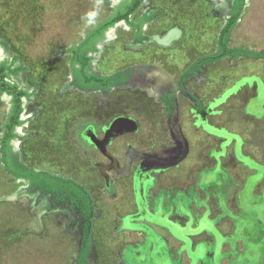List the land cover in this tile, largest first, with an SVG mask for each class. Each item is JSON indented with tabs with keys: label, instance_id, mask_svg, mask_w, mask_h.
Here are the masks:
<instances>
[{
	"label": "rangeland",
	"instance_id": "obj_1",
	"mask_svg": "<svg viewBox=\"0 0 264 264\" xmlns=\"http://www.w3.org/2000/svg\"><path fill=\"white\" fill-rule=\"evenodd\" d=\"M155 1L164 9L158 15L160 18L156 17L153 20L146 32L147 35L158 32L164 35L170 26L173 28L174 25L181 24L185 30V39L181 42L180 37L171 46H161L152 40L133 47L129 43L134 38V31L120 22L109 32L110 37L101 43L102 51L95 64L98 72L109 74L129 67L154 69L157 68L155 63L158 65L162 63L168 71V76L175 80L197 57L210 54L212 47L216 49L217 36L225 21L226 13L225 9L218 8L217 0ZM115 2L117 0H75L66 5H56L55 16H48L47 13L45 16H39L42 29L38 33L32 29L33 23L38 20L25 19L20 13L13 11V6L0 7V12L5 11L6 21L9 22L12 34L8 36L0 23V37L6 44V50L0 49V54L1 56L15 54L18 56V62H22L23 70L18 73V81L22 86L34 90L31 100L24 99L23 116L33 113L36 114V118L40 116L38 128L43 137L41 142L39 137H36L37 134L21 128L19 129L21 133H27L22 136H28L30 139L17 140L16 148L26 163L39 169L69 176L73 175L72 172L77 167L75 176L77 178L81 176V183L93 191L97 214L92 225L91 264H136L137 256L134 249L139 248L144 232L135 228L142 226L141 222H146L147 217L146 214L144 215L140 185L137 183L135 187L138 190L139 210L132 214L130 212L131 175L115 177L121 181L118 184V191H115L110 180L113 177H110L111 173L109 178L104 177L105 174L102 175L95 164L106 162L107 156L99 152L94 142L82 132L81 126H85L86 129L93 126L96 127V135L101 137L108 124L106 119L111 117L104 118L106 122L103 120L98 126L85 118H79L71 123L74 112L91 110L96 105L108 107L111 100L119 104L117 98L122 94V90L146 93L140 88H124L115 89L105 95L86 94L67 87L70 79V57L62 52L63 48L78 41L82 33L103 20L111 10L110 6ZM147 8L151 7L146 0L132 18L137 19ZM67 16L70 17L71 26L66 22ZM233 32L235 36L233 45L242 43L257 50L264 48V0H248L242 14V22H237ZM234 64L236 65L232 61L228 62L222 70L232 71V75H237L240 71ZM251 65L260 68L261 74L243 77L242 80L230 85L221 96L212 100H210L212 94H208L210 92L207 84L204 86V83L197 81L194 85L193 82H189V86L201 94L204 104L202 116L197 118L194 132L185 123L192 140L190 156L180 168H174L171 172L168 170V174L175 172L186 174L193 169L192 166L202 155H206L207 150L214 152L206 155L211 158L212 163L207 172L211 173L214 181L220 180L219 185L212 188L211 184L215 183H210L200 187L214 194L215 199L210 200L209 204L215 205V210H218L219 196L222 197L224 192H227V187L232 186V199L236 198L242 208L238 212L227 202L221 204V209L224 205V210L219 213L216 222L221 221L222 217L227 226L234 221L238 232L234 236L231 234L227 245L221 242L220 238L216 239L212 249L213 254L206 255L207 264H264V132L261 129L262 123L258 121L261 118L262 122L264 121V66ZM218 66L220 65L210 66L209 73L211 75L218 73ZM247 68L248 66L242 70V73H248L250 70ZM222 80L227 83L230 77ZM8 100V97L0 96V124L2 115L9 107ZM141 101L142 99L139 104H135L129 99L127 104L121 103V105L136 110L143 109L148 100ZM246 101L247 104L242 107L241 104ZM226 102L229 107L223 112L221 106ZM179 104L180 113L185 117L192 104L182 95ZM209 111H213V116L208 121L206 115ZM237 112L242 115V122L239 121ZM134 116L143 124L142 119H145L142 113L136 112ZM220 119L225 120L227 126L219 124ZM29 123L32 122H26L24 127L27 128ZM71 124L75 125L76 141L83 145L86 155L84 158L77 157L74 144L67 139L66 134ZM147 129L157 140L164 137L163 130L152 127ZM246 131L249 132L248 135H244ZM167 134L168 139L162 146L172 144L174 147L175 134L171 132ZM130 138V134H125L112 139L106 146L107 150L117 153L121 158L128 148L127 142ZM148 142L150 138L140 140L139 149H145ZM154 149L157 151L159 147L154 145ZM227 150L230 153L223 158ZM222 163L232 169L235 174L232 178L228 174L227 177L221 176L224 169ZM240 163L242 167L238 166ZM204 165L200 163L198 168L202 169ZM168 174L159 166L150 170L153 181ZM169 182L170 187H175L172 178ZM26 188L28 183L15 181L0 161V264H75L79 233L78 224L74 222L70 210L53 206L52 209L57 210L47 212L41 227L38 209L47 204L48 200L40 199L37 192H25ZM208 193V197L211 196ZM9 195L15 198L7 199ZM155 196L153 192L152 200ZM148 217L157 220L156 216ZM216 228L219 230V226L216 225Z\"/></svg>",
	"mask_w": 264,
	"mask_h": 264
},
{
	"label": "flooded vegetation",
	"instance_id": "obj_2",
	"mask_svg": "<svg viewBox=\"0 0 264 264\" xmlns=\"http://www.w3.org/2000/svg\"><path fill=\"white\" fill-rule=\"evenodd\" d=\"M71 1H75V0H0V7L2 5H9V7L13 6L14 7L13 11L20 13V15H22L25 19L29 18L32 21H34V20L36 21V20H38L39 16H45L46 13L49 14L48 16H55V6L56 5L57 6L66 5L67 3H70ZM145 1L146 0H144V2ZM131 2H133V0H117V2L113 3V5L110 6L111 10L103 20L107 19L109 16H111L113 14V12L115 11V7H119L120 10L125 11L124 9H127L128 5ZM144 2L142 4H144ZM239 2H240L239 0H217L216 5L218 6V8H223L226 11L225 19H224L225 21H224L221 29L229 21V19L235 15V12L239 8ZM247 4H248V0H245L244 8L247 6ZM141 5L139 6V8L141 7ZM65 10L67 11V7ZM135 12H133L130 15L131 20H133L135 22L141 21V18L143 16H150V20L147 21L143 25L142 36H145L144 39L138 40L137 39L138 32H139L138 29L129 26L125 20H121V21L117 22L115 24V26H117V24H119L120 22H123L129 30L134 31V38L129 43L133 47L141 45L144 42L147 43V42L152 41V40L157 42L155 39H152L157 34H152V35L148 34L147 35L146 32L149 29V25H152L153 20L156 18V16L159 15V13L156 12V10H151V9L147 8L138 16L137 19L134 20L132 18V16ZM243 12H244V9H243ZM243 12L241 13L240 18L237 20V22H239V20L241 19ZM15 17L17 18V16H15ZM103 20H101L100 22H102ZM22 21H23V19H22ZM0 23H1V26L4 28L6 34H8V36H12L11 31H10V27H9V22L6 21L5 11L0 12ZM20 23H21V21H20ZM16 24H18L17 20H16ZM115 26L111 27L110 29H108L105 32L104 38L95 40L96 49L94 51L89 52V55H91L93 57V59H92V71L97 72L99 74H101V73L95 69V64H96L98 56L100 55V52L102 51V48H101L102 44L101 43L105 39L110 37L109 32L111 30H113V28ZM234 28H233V30H234ZM32 29H35L34 30L35 33H38L42 29V23H40L38 20V22L33 23ZM221 29H220V31H221ZM233 30H232V33H233ZM220 31H219L218 35L220 34ZM88 33L86 34V36L88 35ZM232 33H231V37L229 40V45L231 47H239V46H232L230 44L231 38H232ZM176 40L173 41L171 44H168V45L159 44L158 42H157V44H159L161 46L162 45L163 46H171V45L175 44ZM69 46H67V47H69ZM241 46L242 47H248L245 44H242ZM22 48H23V46H22ZM248 48H250V47H248ZM0 49H2L3 51L6 50V44L1 37H0ZM216 49H217V42H216ZM250 49H254V48L251 47ZM255 50H257V49H255ZM261 50H264V49H261ZM67 55H69V54H67ZM14 56H15V54H11L10 56L9 55L1 56V54H0V66H1L2 62L6 61L7 59L9 60L8 64H13L12 68L20 66L22 64V62H18V59L14 62L13 61ZM69 57H70V55H69ZM248 58H250V57H248ZM256 59H264V58H256ZM217 62H219V61H217ZM213 63H216V62H212V63H208V64H204V65L200 66L198 70H196L191 76H189L184 81V84H183L185 91H183L181 88V86H182L181 79H182L183 74L191 67L192 64L189 65L186 68V70L183 71L181 73V75L175 80L172 79V77L168 76V71H166V69L164 68V64H162V63H161V65H158L157 63H155L157 68H154V69H145V68L139 69L136 67H129L126 69H131V71L125 74L127 80L120 83L119 85L112 86L106 92L100 88L89 89V88L80 87L76 83V80L74 78L73 72L71 71V67H70V79L68 81L67 87L68 88L71 87L74 90H77L81 93H86V94L100 93L101 95H105V94H109L110 92H112L115 89H124V88H132V89L140 88L141 91H146V93L143 94L142 92L138 93V92H133L131 90H126V91L122 90L123 91L122 94H120L119 97L117 98L120 101L119 104H116L113 100H111L110 101L111 104L108 107L106 106L103 108V107H100V105H96V107L91 109V110L77 111V113L74 112V116L71 120V123H73V122H76L77 119H79V118L90 119L91 121H93L95 126H98L101 122H103V120H105L104 118L111 117V119H106L108 124L106 125L105 132L101 137H98L96 135V129H95L96 127L92 126V128L86 129V128H84L85 126H81L83 128L82 132H84L88 136V138L91 142L93 141L92 140L93 137H95L99 140L105 141L106 136H107V130H109L110 128H111L110 133L108 135L110 138H108V140H109L108 143H110L112 141V139H117V138H119L125 134H130L131 138L127 142L128 148L125 150L124 155L121 156V158L118 156L117 153H115V152L113 153V152H110L108 150L112 154L113 157L110 158L105 154L107 156L106 162L101 161V162L95 163L99 168V172L102 175L103 174L106 175V176L104 175V177L109 178V175H110L109 173H111L110 177L111 176H113V177H111L110 180H112L111 181L112 186L115 188V191H118V188H119L118 184L121 182L119 179H116L115 177H124L126 175H131V180H130V184L132 186L131 188L137 194L138 190L135 189L136 184L138 183L140 185L141 189L144 188V186L146 185V182H148L152 178L150 175V170L154 169L156 166H159L160 169L165 170L166 173L168 174L169 173L168 170H170V172H171V170H173L174 168H177V167L180 168L182 166V164L185 163L187 158L190 156L191 147H192V140L190 137L189 138L187 137L188 132H187V129L185 128V123L188 124L191 127L192 132H194L196 130V127H194V126L197 125V118L199 116H202V111H203V109L199 110L196 99L194 98V96H196L197 100L200 101L199 95L197 92H195V90H193L192 88H189V82H193L194 84H196L199 76L202 73H204L206 66H208L209 64H213ZM69 64H70V60H69ZM22 70L23 69H21L20 71H22ZM123 70H125V69H123ZM5 71H8V70L6 69ZM20 71H18V73ZM118 71H121V70H118ZM3 73L0 72V80H1ZM18 73H16L15 75H11V76L3 75V79L4 80H10L12 83L17 82V83H19V85L21 87H24L18 81ZM201 80H202V82L205 81L204 79H201ZM24 88H26V87H24ZM27 89H29V88H27ZM150 90H152V91H150ZM30 91H32L34 93V90H30ZM181 95L184 96L187 99V101H189L190 104H192V107L189 108L188 113L186 112V114H187L185 116L186 118L184 117V115H182L180 113L179 102H180V96ZM0 96H6L9 99L8 100L9 101L8 102L9 107L6 110L5 114L2 115L3 116L2 120H1L2 123L0 124V133H1V135H0V161H1V157L3 156L2 139H3L6 131L9 128V127H7V121L9 119V115H10V113L12 111V107H13V103H12L13 96L6 93V92H1V91H0ZM32 96L33 95H31L29 98L22 97L24 110H25L24 99L31 100ZM129 99L131 102H134L135 104H139L141 99H142L141 102H143L144 100H148V102L145 104V107H143V109L140 108L138 110L133 109V108H127L124 105H121V103L127 104L129 102ZM102 102L103 101H101L100 103L102 104ZM107 102L108 101H106V103ZM168 103L171 104L170 107H169ZM104 104H105V102H104ZM120 105L122 107H120ZM143 105H144V103H143ZM203 107H204V105H203ZM227 107H229V106L226 102L221 106L222 111L223 112L227 111ZM168 109H170L171 112H169ZM24 110L20 115V119L24 120V123L14 126V132L17 133V136L13 137L9 141V150L13 155H18L19 161L24 162L25 165H27V166H29V167L37 170V171H41L43 169L33 167V166L29 165L28 163H26L22 159L20 151L18 150V148H16L18 141H21L22 139H30V137H28V136L27 137L22 136V135L27 134V133L26 132L21 133L19 130L21 128L24 129L25 131H31L32 134L33 133L37 134L36 137H39V141H41V142L43 139L42 133L38 128L39 127L38 122L40 120V116H37V118H36V116H35L36 114H34V113L29 114L27 116H23ZM134 112L135 113L138 112V113L143 114L144 119H145V120L142 119L143 124H142V122H140V120L137 117L134 116V114H135ZM212 113H213V111H209L207 113L206 116L208 117L207 118L208 121L210 120V117L213 116ZM219 114H221V112ZM237 117H238L239 121L242 122V115H240L238 112H237ZM106 120H105V122H106ZM30 121L32 123H29V126H31L30 124H33V125L31 126V128H28L29 127L28 126L27 127L28 129H27L26 127H24V124L26 122H30ZM146 121H147V123H145ZM74 124L70 125V128L67 131L66 136H67V139L70 142L72 141V143L74 144L76 152H77L75 154L77 155V157H80V158L83 157L84 158V157H86V155H85V152L83 151L84 150L82 147L83 145L78 143L75 139L74 133H76V130H75ZM219 124L227 126L226 121L223 119L219 120ZM126 125L129 126V128H130L129 131H126L127 130ZM149 127H152L153 129L163 130L164 137L163 138L160 137L157 140L154 137V135H151L149 133L150 130L147 129ZM201 127H203V129H204V126L201 125ZM261 129L264 132V123L261 124ZM117 131L120 133L116 136H112V133H116ZM167 132H171V133L175 134L174 135V142H175L174 147L172 144L168 145V146L167 145L162 146L163 142H165V140L168 139ZM248 133L249 132L246 131V133L244 135H248ZM241 134H242V132H241ZM147 138H150V142L147 143L148 145L145 149L140 150L139 146H138L139 141L145 140ZM108 143H107V145H108ZM94 144L99 149V152L104 153L102 151V149L95 142H94ZM154 145H157L159 147V149L157 151L154 149ZM184 146H186V147H184ZM163 147H164V149H163ZM127 155L133 156L132 161L130 163L129 172L125 175H122V176L117 175L116 168H119V167L125 165L126 160H127ZM262 156H263V154H262ZM263 158H264V156H263ZM182 161L184 163H181ZM1 163L3 164V167L5 169L4 162L1 161ZM200 163L207 165V162L204 159V157H201L200 160L198 162H196L195 165L192 166L193 169L191 171L197 169L198 165ZM238 166L242 167L241 163ZM43 171H47V170H43ZM191 171L187 172L186 174L182 173V172H177V173L175 172L173 174L170 173L168 175H170V177L172 178V181H174V183L187 184V183L193 182L191 180V175H190ZM6 172L15 181H24V182L28 183V188L25 189V192H27V193L28 192H31V193L37 192L40 195L39 196L40 199L47 198V200H48L47 204L42 206V208H39L38 211L43 210L45 208L47 210V212H50L52 210L53 206L54 207L55 206H61L65 209L68 208L70 210L72 218L74 219V222H76L78 225L80 224L82 227L84 220H83L81 214L79 212H74L68 204L61 203V202H55L52 194L42 195L41 191L38 188L30 189V184H31L30 180H23L20 178H14L12 176V174H10L7 170H6ZM75 172H77V167H76L75 171L72 172L73 175H69V176L63 175L59 172H53L52 171L51 173H55L57 175H60V176L66 177V178L71 177L72 179H75L76 181L81 183L82 182L81 176L79 178H77L75 176ZM81 184L84 185L83 183H81ZM105 188H106V186H105ZM235 200H236V198H234L232 201H229V205L233 209L237 208V206L235 204ZM237 205H238V203H237ZM56 208H58V207H56ZM132 208H135V209L139 208V204L137 203V200L135 203H132ZM231 222H234V221H231ZM231 226H233V224H231ZM231 231H233V230H231Z\"/></svg>",
	"mask_w": 264,
	"mask_h": 264
},
{
	"label": "crops",
	"instance_id": "obj_3",
	"mask_svg": "<svg viewBox=\"0 0 264 264\" xmlns=\"http://www.w3.org/2000/svg\"><path fill=\"white\" fill-rule=\"evenodd\" d=\"M147 1L149 3V6L151 7L149 9L156 10V12H158L159 14L164 9L163 6L158 4L155 0H147ZM156 17L160 18V16H156ZM69 19L70 17L67 16L66 22L68 26H71ZM100 21H98L96 24H98ZM239 21L242 22V17ZM150 26L151 25H149V27ZM177 27H179V29L181 30V35H180L181 38L180 37L179 38L182 42L186 36L185 30L184 27L181 26V24H178ZM92 28L82 33L80 39L72 44L81 42L83 38L86 36V34ZM171 28L172 26L168 28L166 33ZM154 34H157L159 36L165 35V34L162 35L159 32ZM233 42H235L234 32L232 33L230 44L232 46H235L232 44ZM241 45H236V46H241ZM211 50L212 52H214L216 49L212 47ZM212 52L210 51V53ZM231 61L233 63H236V65L235 64L234 65L239 69L240 71L239 74L232 75L233 74L232 71L222 70L224 66ZM218 64L220 66H218L217 68L221 73L218 72L219 75L217 77L216 75L218 73L211 75L208 69L210 66L218 65ZM251 64L254 65L261 64L264 66V59H256V58H248V57H240L238 59H233L231 57H225L219 62L209 64L208 66H206L204 73H202L199 76L198 82L201 84L204 83L203 84L204 86H206L207 84L208 85L207 87H209V92H210L208 94H212L210 100L215 99L221 96L225 92V90L230 87V85L232 86L237 81L242 80L243 77L247 75L261 74V69L255 68ZM246 66H248L250 71L248 73H242V70H245ZM227 77L228 78L230 77V80L227 83H225L222 79L224 78L226 79ZM201 79H204L205 81L202 82ZM246 84H243V86H245ZM189 88L191 87L189 86ZM196 88L198 89L199 85ZM195 92L198 93L199 99L202 102L201 94L197 90H195ZM246 104L247 101L243 105L241 104V106L244 107ZM261 119H258V121L260 123H264L262 122ZM187 132L189 131L187 130ZM187 134L188 136L187 135L186 136L189 138V133ZM208 153L213 154L214 152L207 150L205 154L208 155ZM228 153H230V151L227 150L226 155L222 157L223 158L227 157ZM206 155H202L201 157H204V159L207 162V165H205L202 169L197 168L191 171L190 175H191V180L193 181L192 183H187V184L175 183L174 184L175 187L172 188L169 186L170 184L169 181L171 179V177H169L170 175L164 176V178L154 181L152 180L153 178L152 177L148 182H146V185L144 186V188H142V191H140L141 196L143 198L142 204H144L143 207V209L145 210L144 215L146 214L147 217H146V222L140 221L143 224L142 226L135 228V229H141L144 232L143 241L139 244L140 245L139 248L135 247L134 249L135 254L137 256L136 264H207L206 260L208 257L206 255L213 254L212 249L216 239L220 238L221 242L227 245L228 243L227 240L230 239L231 234L233 236L237 234L238 227L235 222H230L228 223L227 226L224 224V217L221 218V221L216 222V218H218L219 213L224 210V205L222 206L221 209V204L225 202L229 203V201L233 200L232 186L227 187V192L226 193L224 192L222 197L219 196L220 200L222 201L219 200L218 210H215L216 209L215 205L209 204L210 200L213 201V199H215V197H213L214 194L213 193L210 194L208 193V189L204 191V188L200 187L203 186L204 184L215 183V184H211L212 188H214L218 186L220 182V180L218 182L214 181V178L210 175L211 173L207 172L211 168L212 163L210 160L211 158H208ZM181 163L184 162L182 161ZM222 166L224 169L223 172L221 173L222 174L221 176L227 177L228 174L232 178V175H235L230 167L223 165V163ZM47 171L52 172L51 170H47ZM130 187H132L131 184ZM199 187L202 190L199 189ZM86 188L89 189L88 187ZM90 191L94 196L95 207H96L95 195L92 190ZM153 192L154 194H156L154 200H152ZM204 192H206L205 195ZM201 193H203V195H201ZM207 193L211 196L208 197ZM137 198L138 196L136 192L133 191L131 188L132 203H135ZM152 201L154 202L153 204ZM235 204L237 206L236 210L241 211L242 209L241 207H239L240 206L239 204L237 205L236 200H235ZM138 210L139 208L137 209L132 208L130 209V212L133 214ZM96 214H97V207H96ZM148 216L150 217L156 216L157 220L150 219ZM231 223L233 224V226H231ZM216 225L219 226V230L216 228Z\"/></svg>",
	"mask_w": 264,
	"mask_h": 264
},
{
	"label": "trees",
	"instance_id": "obj_4",
	"mask_svg": "<svg viewBox=\"0 0 264 264\" xmlns=\"http://www.w3.org/2000/svg\"><path fill=\"white\" fill-rule=\"evenodd\" d=\"M239 1V8L235 12V15L223 26L218 35L216 51L196 59L191 67L183 74L181 79V88L183 91H185L184 81L204 64L217 62L225 57H231L233 59L239 57L264 58V50H255L242 46L231 47L229 45L232 30L240 18L245 5V0ZM143 2L144 0H133L127 9H124L125 11L120 10L119 7H115L113 14L97 24L81 42L72 44L62 50L64 54L70 55L71 71L73 72L76 83L80 87L89 89L100 88L106 92L112 86L119 85L127 80L125 74L130 72L131 69L116 71L107 75L92 71L93 57L89 55V52L96 49L95 40L104 38L105 32L121 20H125L129 26L138 29V40L144 39L145 36H142L143 25L150 20V16H143L139 22L131 20L130 16ZM17 59L18 56L15 55L13 61L15 62ZM8 61V59L3 61L0 66V72H4L3 75H15L23 69L22 64L12 68L13 64H8ZM6 69L8 71H5ZM3 75L0 80V91L13 96V107L7 121V127L9 128L2 139L3 156L1 157V161L4 162L5 169L14 178L30 180V189L38 188L42 195L52 194L55 202L68 204L74 212L81 214L84 220L82 225V244L80 251L77 253L75 264H90L92 225L96 216L94 196L89 189L75 179L66 178L49 171H37L25 165L24 162L19 161L18 155H13L10 152L9 141L17 136V133L14 132V126L24 123V120L20 119V115L24 110L22 97L29 98L33 92L21 87L17 82L12 83L10 80H4ZM194 98L196 99L199 110H202L203 104L197 100L196 96ZM168 104L170 107L171 104ZM168 111L171 112L170 109Z\"/></svg>",
	"mask_w": 264,
	"mask_h": 264
},
{
	"label": "water",
	"instance_id": "obj_5",
	"mask_svg": "<svg viewBox=\"0 0 264 264\" xmlns=\"http://www.w3.org/2000/svg\"><path fill=\"white\" fill-rule=\"evenodd\" d=\"M180 35H181V30L178 27H173L164 36L155 35L152 39H155L159 44L168 45V44H171L173 41H175ZM126 128H127L126 131L130 130L129 126H127V125H126ZM110 129L107 130V136H106V140H105L106 142L104 140H99V139H97L95 137H93L92 140L102 149L104 154H106L108 157L112 158L113 157L112 154L107 150V147H106V145H107V143L109 141L108 138H110L108 136L109 133H110ZM119 133L120 132H118V131L116 133H112V136H116ZM132 158H133L132 155L131 156L127 155V160H126L125 165L121 166L119 168H116L117 175H121L122 176V175H125V174H127L129 172L130 163L132 161ZM6 198L7 199H14L15 196L9 195ZM54 210H57V209H52V211H54ZM46 214H47V210L45 208L43 210H39L38 211V219H39V223H40L41 227H42V224H43V218H44V216ZM78 233H79V242H78V252H79L80 249H81L82 235H83V228L81 227L80 224L78 225ZM91 258H92V251H91L90 256H89V259H91Z\"/></svg>",
	"mask_w": 264,
	"mask_h": 264
},
{
	"label": "bare ground",
	"instance_id": "obj_6",
	"mask_svg": "<svg viewBox=\"0 0 264 264\" xmlns=\"http://www.w3.org/2000/svg\"><path fill=\"white\" fill-rule=\"evenodd\" d=\"M43 227V226H42Z\"/></svg>",
	"mask_w": 264,
	"mask_h": 264
}]
</instances>
